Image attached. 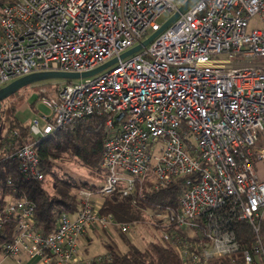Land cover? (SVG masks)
<instances>
[{"label": "built area", "instance_id": "1", "mask_svg": "<svg viewBox=\"0 0 264 264\" xmlns=\"http://www.w3.org/2000/svg\"><path fill=\"white\" fill-rule=\"evenodd\" d=\"M185 1L0 0V88L32 73H83L118 58L95 78L56 87L43 98L50 109L45 126L39 119L29 124L40 139L106 117L102 182L80 188L82 208L62 214L47 233L30 199L8 198L0 228H16L0 242L3 256L75 264L88 233L101 237L117 226L136 239L140 224L101 213L94 195L135 196L180 180L179 206L149 211L148 223L185 264L235 254L244 264H264V0H197L149 44L120 58ZM255 17L262 28L248 31ZM34 145L9 157L25 179L42 181ZM241 223L256 235L250 247Z\"/></svg>", "mask_w": 264, "mask_h": 264}, {"label": "trees", "instance_id": "2", "mask_svg": "<svg viewBox=\"0 0 264 264\" xmlns=\"http://www.w3.org/2000/svg\"><path fill=\"white\" fill-rule=\"evenodd\" d=\"M44 96L45 93H39ZM10 98V97H9ZM7 100V99H6ZM4 102V101H3ZM0 103L1 104L3 103ZM12 111H15L13 106ZM3 112L1 111L0 123ZM106 117L93 115L77 123L58 130L45 138L34 139L29 130V123L24 124L16 119L15 112L9 127L0 138V211L8 198L25 196L35 205V218L38 228L44 233L54 231L62 214H75L82 208V200L78 194L80 188H94L95 185L84 182L81 187L70 176L61 177L55 172L54 164L58 161L75 160L91 170L104 174L102 155L104 140L108 136L105 130ZM35 143L34 147L40 159V165L45 175L42 181L27 180L18 171V162L11 157L14 151L25 144ZM51 175L56 186L53 192L44 186L45 178ZM11 181L12 184H9ZM182 181H174L160 190L144 189L140 195L122 196L119 193L105 196L101 203V213H111L117 221L148 224V212L157 207L179 206V196ZM240 234L245 247H250L256 235L244 223L239 224ZM16 222H8L0 228V242L8 241L15 234ZM119 235L127 245L122 251L117 242L111 238L104 242L107 253L90 260L75 264H185L177 248L171 242L150 240L140 247L134 238L123 233L118 228ZM109 234L108 231H104ZM264 245V230L260 233ZM87 242L92 240L90 233L86 234ZM3 256L0 253V257ZM208 264H244L240 254L223 256L209 261Z\"/></svg>", "mask_w": 264, "mask_h": 264}, {"label": "rangeland", "instance_id": "3", "mask_svg": "<svg viewBox=\"0 0 264 264\" xmlns=\"http://www.w3.org/2000/svg\"><path fill=\"white\" fill-rule=\"evenodd\" d=\"M168 16V13L162 14L158 18V22L163 23ZM252 28H262V24L258 21L257 17L251 20L248 31ZM250 61L251 59L244 58L242 62L247 64ZM96 76L98 75H95L92 78H95ZM83 80L84 78L67 79L64 77H52L32 83L19 90L5 100L0 106L1 111L3 112L0 123V138L3 137L9 127L14 112L16 119L24 124H30L34 119H39L40 125L43 128L45 126L43 116L50 114V109L43 103V98L52 94L56 87H64L70 82L80 83ZM42 91L45 93L43 97L39 95ZM13 106L15 107L14 112L12 111ZM54 165L53 169L58 176H70V178L76 181L81 187L84 186V182L90 183V185H95V187L102 182V174H100V172H91V170L80 164L78 161L67 159L65 161H58ZM44 186L48 191L53 192L56 186L55 178L51 175H47ZM103 198L104 197H101L100 195H94L93 197L94 200L98 201L99 205L103 202ZM139 227L142 231V235L135 240L140 247H143L150 240H162L161 230L156 229L151 224H142L139 225ZM108 232L109 234H105L103 231L101 237L90 234L92 238V240H88V243L90 244H84L82 240L78 243L80 255H82V261L80 262L90 260L98 255H105L107 253V248L104 242H110L111 238L117 242L122 251L127 250V245L121 239L117 226H112ZM5 262L6 264H13L15 261L12 260V257H7Z\"/></svg>", "mask_w": 264, "mask_h": 264}, {"label": "water", "instance_id": "4", "mask_svg": "<svg viewBox=\"0 0 264 264\" xmlns=\"http://www.w3.org/2000/svg\"><path fill=\"white\" fill-rule=\"evenodd\" d=\"M195 1L197 0H186L178 9V11L172 15L165 23L161 25L159 29H157L152 35H150L146 40H144L141 44L136 45L135 47L129 49L124 52L120 58H124L138 50L141 49L142 46L149 44L155 37H157L162 31H164L176 18L179 17L181 13H184ZM118 61V58H114L105 64L95 68L94 70L83 72V73H71V72H59V71H50V72H37L32 73L14 81L8 83L4 87L0 88V103L17 93L22 88L31 85L32 83L45 80L52 77H64L67 79L74 78H87L91 76H95L96 74L102 72L106 68L112 66Z\"/></svg>", "mask_w": 264, "mask_h": 264}, {"label": "crops", "instance_id": "5", "mask_svg": "<svg viewBox=\"0 0 264 264\" xmlns=\"http://www.w3.org/2000/svg\"><path fill=\"white\" fill-rule=\"evenodd\" d=\"M82 242H84V244H90L87 242L86 237H84L82 239ZM7 257H11V256H1L0 257V264H6V260ZM12 260H14L15 262H13V264H44L38 257H29L27 255H19L17 257H12Z\"/></svg>", "mask_w": 264, "mask_h": 264}]
</instances>
